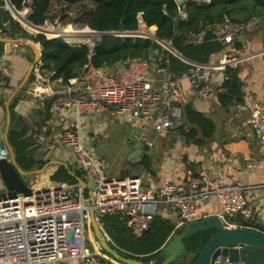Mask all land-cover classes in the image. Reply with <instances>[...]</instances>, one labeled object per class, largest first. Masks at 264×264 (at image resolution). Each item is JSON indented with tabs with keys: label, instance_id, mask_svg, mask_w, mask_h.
<instances>
[{
	"label": "built area",
	"instance_id": "built-area-1",
	"mask_svg": "<svg viewBox=\"0 0 264 264\" xmlns=\"http://www.w3.org/2000/svg\"><path fill=\"white\" fill-rule=\"evenodd\" d=\"M180 14L182 18L188 17L183 8ZM261 21L260 16L254 15L246 21L226 17L215 24L213 32L224 44L218 59L212 63L188 60L194 66L188 78L195 94L209 98L222 90L221 84L228 78L226 68L238 66L251 55L243 53L244 49L237 44ZM143 24L140 17V25ZM2 34L3 27L0 26V37ZM205 35L206 30L191 31L187 41L202 42ZM127 63L124 72L116 73L107 83L88 87L85 92H81L85 86L81 77L70 78L53 91L55 102L80 113H130L135 117L149 118L155 135H143L142 139L152 148L159 137L169 133L182 120V77L168 76L156 85L157 81L151 75L152 67L157 70L156 65L141 60ZM212 70H218L219 75ZM11 72V65L0 59V94L4 90L5 78ZM47 95V90H40L36 97L45 98ZM251 121L264 151V101L256 104ZM62 141L73 151L76 167L90 179L100 223L105 214L120 212L127 216V224L133 232L140 235L150 227L155 215L165 213L178 229L186 222L202 218L199 206L209 203L212 194L219 197V216L227 226H242L230 221L231 217L239 216L247 221L254 218L244 186L238 183L204 191L202 186L208 177L205 171L190 173L181 182L165 180L159 186L149 187L144 185L145 171L108 178L106 170L85 145L78 127L65 130ZM239 154L242 155L237 153L236 156ZM1 158H10V151L0 145ZM5 188L0 174V264H103L107 255L87 246L90 242L91 202L85 196L84 186L64 183L43 187L33 184L27 194H13ZM244 227L256 229L251 225ZM217 264L245 263L229 262L220 256Z\"/></svg>",
	"mask_w": 264,
	"mask_h": 264
},
{
	"label": "crops",
	"instance_id": "crops-1",
	"mask_svg": "<svg viewBox=\"0 0 264 264\" xmlns=\"http://www.w3.org/2000/svg\"><path fill=\"white\" fill-rule=\"evenodd\" d=\"M4 1V8L7 7L12 15L10 26L12 21H15L19 22L29 34L37 35L41 33L34 32L24 25L27 20H23L22 11L18 17L15 15L12 6L16 10H20L12 3V0ZM50 1L52 9L53 6H62L64 0ZM204 1L209 3L211 0ZM11 34L4 33L1 37H18L29 40L35 45L24 42L5 43L2 59L11 65L12 72L9 77L5 78L4 90L0 94V143L2 141L10 142L9 134L12 125V112L14 111L16 116L26 120L30 127V133L34 135L37 141L36 150L47 159L44 165L47 166L46 169L41 173L32 175L34 180L29 184L30 186L35 184L49 187L64 183L70 184L52 178L60 167H65L64 163L68 164L69 168L75 172L80 170L76 167L77 159L73 151L62 141L63 132L78 127L81 130L83 141L86 138L89 142L90 137L93 138V135H96L100 129L102 130L103 127L111 124L110 117L118 116L123 124H127L125 145L128 146V149L126 155L129 156L137 148H143L144 153L147 152L150 155V167L144 168L139 163L142 160L143 153L137 160L134 159L135 161L129 159L123 161L115 175H109L108 165L106 168L108 178L120 177L125 171L135 174L145 169L146 179L151 184L150 186H159L165 180L181 182L190 173L205 171L208 177L202 186L204 191H213L219 186L229 183H238L244 186L245 195L254 211V218L250 221V225L263 231L264 151L260 147L258 134L252 124L251 116L256 104L264 101V21L255 29L247 32L241 42L237 44L238 47L244 49L243 53L251 54L238 66L233 67L241 84L242 101L223 106L217 93L209 98H202L193 92L188 75L182 77L181 105L191 104L197 110L212 118L216 125L213 136L207 139L203 145H198L178 134L174 127L169 133L159 137L152 148H149L142 139L143 135H155L152 121L149 118L135 117L130 113H80L75 109L63 108L54 102L53 91L58 89L63 81L61 78L52 79L50 75L40 74V64L35 65V60L37 57L36 46L41 50V44L30 36H23L18 32ZM92 39H94V34L90 41ZM219 54H215L210 63L218 59ZM127 64V62L118 61L100 68L91 66L85 74L80 76L85 83L81 92H85L88 87L95 88L100 84L109 82L113 75L124 72ZM34 65L35 67L31 71ZM212 71L216 75L220 73L218 70ZM155 73L159 75H154ZM151 74L157 77V82H161L170 76L166 70L159 68L154 70L153 67ZM40 90H47L48 95L45 98L38 99L36 94ZM12 104H14L13 111ZM8 109L11 113L9 128ZM183 122L184 119L182 118ZM85 134L87 135L85 136ZM237 153H242V155L236 156ZM79 177L87 181L93 190L90 179L85 173ZM78 184L81 183L78 181V183L70 185ZM84 188L86 189V187ZM87 199L90 201V190ZM198 211L202 217L219 215L221 212L219 197L212 194L210 202L200 204ZM162 215L167 216L165 213ZM93 250L99 251V248L95 247ZM101 253H104L102 249ZM104 260L103 264L121 263L115 259L113 260L108 255L106 258L104 257Z\"/></svg>",
	"mask_w": 264,
	"mask_h": 264
},
{
	"label": "trees",
	"instance_id": "trees-1",
	"mask_svg": "<svg viewBox=\"0 0 264 264\" xmlns=\"http://www.w3.org/2000/svg\"><path fill=\"white\" fill-rule=\"evenodd\" d=\"M23 2L24 0H12V3L20 10L18 11L12 6L17 17L23 8ZM4 5L5 1L0 0V26L3 27V34L18 32L23 36H30L40 43L43 47L40 74L50 75L52 79L61 78L63 82L82 76L91 66L100 68L118 61L133 60L146 61L151 65H156L159 69L166 70L171 77H183L188 75L194 67L189 61L209 63L215 54L223 51L224 44L216 38V34L213 32L215 24L223 21L226 17L234 21H246L254 15L260 16L261 22L264 21V0H211L204 4L198 3L196 0H186L185 4L181 5L179 0H96L95 7L85 21V25L93 30L135 31L140 26V17L152 27L137 32L151 38L124 35L128 32L104 35L96 44L95 53L91 55L89 43L78 42L90 41L94 32L87 28L75 31L71 26L54 28L49 23L51 20L50 0H32L33 11L30 20L27 19V23L24 25L34 32H44L49 37L56 38H47L43 33L29 34L19 22L15 21H12L10 28L7 29L2 19ZM182 8L187 12V18H182L180 14ZM155 25L158 27L157 36L163 39H159V41L165 45V41L170 43L187 60L152 39L156 38L154 36ZM201 30H206L202 42L187 41L191 31L199 32ZM60 36L73 43L58 38ZM226 74L228 78L221 84L222 90L217 93L223 106L242 101L243 94L239 77L234 68L227 67ZM11 107L13 111L14 104ZM182 108L184 122L176 126L175 131L185 139L203 145L215 133V121L191 104L183 105ZM9 139L15 149L17 161L24 170L32 171L42 168L46 164L47 159L36 150L37 141L30 133V127L26 120L16 116L14 111L12 112ZM139 163L144 168L150 167V155L145 152ZM76 172L79 176H83L85 173L82 170ZM127 174L130 172L125 171L123 175ZM52 178L70 184L78 183L77 179L65 167H60ZM85 196L89 198L87 188ZM127 219V216L120 212H109L101 218L104 229L111 237V244L125 256L151 262L157 258L160 249L176 234L174 222L162 214L155 215L150 227L140 235L135 234L128 226ZM230 221L242 226L250 225V221L239 216L231 217ZM212 235V230H206L186 241L189 253L183 258L187 259L191 254H195L191 262L187 264H194L199 252ZM102 262L105 260L103 259Z\"/></svg>",
	"mask_w": 264,
	"mask_h": 264
},
{
	"label": "water",
	"instance_id": "water-1",
	"mask_svg": "<svg viewBox=\"0 0 264 264\" xmlns=\"http://www.w3.org/2000/svg\"><path fill=\"white\" fill-rule=\"evenodd\" d=\"M185 2L186 0H179V4H185ZM205 2L206 1L201 3L204 4ZM21 11H27L26 18L30 20L29 18L33 11L32 0H24L23 8L21 9ZM11 18L12 15L9 9L5 7L2 12V19L7 29L10 28ZM74 26L79 29L82 28L76 22L74 23ZM151 27L152 26H149L144 22L143 25L139 26L138 30L122 31V32H128L125 34L123 33L124 35L143 36L138 34L137 32L141 29L148 30ZM86 28L89 31L94 32V38H95L94 42L92 43L87 42L90 45L91 55L95 53V46L102 39L104 35L122 34V33H118L121 31H97L91 29L90 27H86ZM157 29L158 27L155 25L154 36L156 38L153 39L160 42L159 39L161 38L157 36ZM48 38H56V37H48ZM6 42H11V43L24 42V43H29L31 45H35V43L29 40H25L18 37L17 38L0 37V59L3 58ZM78 43H83V42H78ZM167 44L171 49L176 50L170 43ZM164 47L170 50L167 46L164 45ZM36 48H37L36 50L37 57L35 60V65L36 64L39 65L42 63L43 47L41 50L39 49L38 46H36ZM182 57H184L185 60H187L184 55H182ZM35 65L31 68V71L34 69ZM44 83H46V81H44ZM180 123H182V120L180 121ZM10 125H11V113H10V109H8V128L10 127ZM0 145L2 147H7V149H9L10 151V158L0 159V174L6 185V188L13 194L29 193L30 185L25 181L24 176H32L37 173H41L46 169L47 166H43L42 168L35 169L32 171H26L19 165L16 158L15 149L11 145V143L10 142L6 143L2 141ZM143 153H144L143 148H137L130 154L129 160L132 161L140 157ZM63 165L68 169L69 173L77 179V181H79L84 187L90 190L91 225L95 238L100 244L102 251L107 255H111L113 259L123 264H173L179 258L188 255L189 249L186 241L189 240L194 235L200 232H204L206 230H212L213 235L199 252L198 256L195 259L194 264H217L220 256L223 259H228L229 262L242 261L245 264H264V232L261 231L260 229H254L244 226H227L219 215H206L198 220L192 222H186L178 229H175L176 230L175 236L160 249L157 258L151 262H148L145 259H138V258L125 256L121 254L120 251H118L116 248H114V246L111 244L109 235L107 234V232L104 230L101 223L97 219L96 210L94 207L95 199L90 184L84 179L80 178L74 170H71L68 164L64 163Z\"/></svg>",
	"mask_w": 264,
	"mask_h": 264
},
{
	"label": "rangeland",
	"instance_id": "rangeland-1",
	"mask_svg": "<svg viewBox=\"0 0 264 264\" xmlns=\"http://www.w3.org/2000/svg\"><path fill=\"white\" fill-rule=\"evenodd\" d=\"M95 5H96V0H64L62 2V6L59 7L53 6V8L51 9L50 12L51 20L49 21V23L53 25L54 28L60 26H64V27L71 26L75 31L84 30L86 27H88L85 25L86 18L88 14L93 10ZM75 22L79 24L82 28L79 29L75 27L74 26ZM46 36L47 38L49 37L48 35ZM143 37H148V36H143ZM58 38H62L63 40H65L61 36ZM66 42L73 43L72 41H66ZM154 75H159V74L155 73ZM154 78L157 79V77ZM156 85H160V82H156ZM122 122L123 121L118 116L110 117L111 124H108V126L103 127L102 130L100 129L96 135H93V138L90 137L89 142L86 140V138L84 140L91 154L100 162V164L103 166L105 170L109 165L108 168L109 175L117 174L119 168L123 164V161L129 159L130 156V155L129 156L126 155L128 146L125 145L127 124L126 123L123 124ZM86 135L87 134H85V136ZM141 171H145V170L143 169L140 170L139 172ZM24 179L28 184H31L32 181L34 180L33 176H24ZM148 184L149 181L145 179L144 185L149 187L151 184L149 185ZM73 195L75 198L77 197L76 194ZM89 238H90V242L87 243V246L92 250L95 247H98L99 251L101 252L99 243L95 239V235L91 226L89 228ZM194 256L195 254H191L189 257H187V259L181 257L178 260H176L175 263L176 264H187L188 262L190 263Z\"/></svg>",
	"mask_w": 264,
	"mask_h": 264
},
{
	"label": "bare ground",
	"instance_id": "bare-ground-1",
	"mask_svg": "<svg viewBox=\"0 0 264 264\" xmlns=\"http://www.w3.org/2000/svg\"><path fill=\"white\" fill-rule=\"evenodd\" d=\"M26 12H27V11H22V12H21L22 15H23V20H27V18H26ZM121 32H122V31H121ZM41 33H44V32H41ZM94 39H95V38H94ZM94 39H92L91 41H80V42H83V43L91 42V43H92V42H94ZM161 40H163V39H161ZM165 43H166V45H165V44H164V45L167 46L172 52H174L175 54H177V55H179V56L181 55V54L178 53L176 50L171 49V48L168 46V44H167L168 42L165 41ZM180 57H182V55H181ZM182 58H184V57H182ZM184 59H185V58H184ZM186 59H187V58H186Z\"/></svg>",
	"mask_w": 264,
	"mask_h": 264
}]
</instances>
